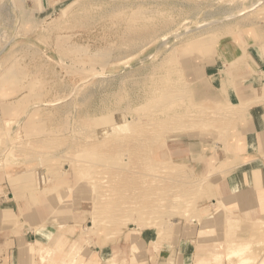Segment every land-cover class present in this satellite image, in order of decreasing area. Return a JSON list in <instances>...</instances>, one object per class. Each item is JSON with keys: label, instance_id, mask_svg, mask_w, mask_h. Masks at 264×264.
I'll list each match as a JSON object with an SVG mask.
<instances>
[{"label": "rangeland", "instance_id": "1", "mask_svg": "<svg viewBox=\"0 0 264 264\" xmlns=\"http://www.w3.org/2000/svg\"><path fill=\"white\" fill-rule=\"evenodd\" d=\"M256 107L264 0H0V264H264Z\"/></svg>", "mask_w": 264, "mask_h": 264}, {"label": "crops", "instance_id": "2", "mask_svg": "<svg viewBox=\"0 0 264 264\" xmlns=\"http://www.w3.org/2000/svg\"><path fill=\"white\" fill-rule=\"evenodd\" d=\"M46 10L49 11L51 8L47 7ZM258 110H260L259 107L253 110L252 118L248 120L247 128L244 130L243 143H241L243 151L240 156L242 163L239 166V171L233 175L234 177L227 178L223 187V198L231 197L232 194H237L243 199L240 200V202L246 201L249 190L255 187V177L260 178L264 189V111ZM19 248L20 247L15 248L16 251H13V253L16 252L20 254ZM176 249L174 250L175 261L171 262L172 264H179L178 259H180V255L183 256L182 248L179 250ZM68 250L69 248L66 247V249L63 250V254H66ZM103 253V250H91L89 252L91 256L86 258L85 261L88 262V259H92L96 264H104L103 262L105 259ZM169 254L171 255H169L166 261L172 258V253L169 252ZM166 261H159L158 264H166ZM147 264H150V262L148 261Z\"/></svg>", "mask_w": 264, "mask_h": 264}, {"label": "bare ground", "instance_id": "3", "mask_svg": "<svg viewBox=\"0 0 264 264\" xmlns=\"http://www.w3.org/2000/svg\"><path fill=\"white\" fill-rule=\"evenodd\" d=\"M138 1H139V0H138ZM255 7H256V6H255ZM250 9H251V8H250ZM252 9H253V8H252ZM252 9H251V10H252ZM240 13H241V12H240ZM240 15H242V14H240ZM225 20H226V19H225ZM242 21H244V20H242ZM215 23H216V22H215ZM220 23H221V22H220ZM245 23H246V22H245ZM245 23H244V25H245ZM254 23H255V22H254ZM235 24H236V23H235ZM237 24H238V23H237ZM248 24H249V23H248ZM212 25H213V24H212ZM205 26H206V25H205ZM170 27H171V26H170ZM169 29H170V28H169ZM197 29L199 30L200 28L197 27ZM201 29H203V28L201 27ZM212 30H213V29H212ZM185 33H187V32H185ZM205 33H206V32H205ZM199 34H200V33H199ZM200 35H201V34H200ZM194 36H195V35H194ZM194 36H193V37H194ZM164 43H165V42H163V44H164ZM163 44H162V46H163ZM128 58H129V57H128ZM166 59H167V58H166ZM164 65H165V64H164ZM170 70H171V69H170ZM166 71H167V70H166ZM168 72H169V71H168ZM171 73H172V72H171ZM171 73H170V72L168 73V74H170V75H168L169 78H170V76L172 75ZM127 74H128V73H127ZM165 74H166V73H165ZM158 76H159V75H158ZM163 76H164V75H163ZM166 76H167V75H166ZM168 77H166V80H167V81H168V79H169ZM151 78H152V77H151ZM151 78H150V79H151ZM154 78H155V77H154ZM157 78H158V77H157ZM161 78L164 80L165 77H162V76H161ZM91 79H92V78H91ZM108 80H109V79H108ZM155 80H156V79H155ZM166 80H165L164 82H166ZM106 81H107V80H106ZM130 81H131V80H130ZM158 81H159V80H158ZM152 83H153V82H152ZM155 83H156V82H155ZM162 83H163V82H162ZM167 83H168V82H166V84H167ZM170 83H171V82H170ZM170 83H169V84H170ZM153 84H154V83H153ZM156 84H157V83H156ZM156 84H155V85H156ZM163 84H164V83H163ZM169 84H167V85H169ZM143 85H144V84H143ZM170 85H172V84H170ZM170 85H169V86H170ZM165 86H166V85H165ZM172 86H174V85H172ZM172 86L169 87V89L172 88ZM157 87H159V85H158ZM157 87H156V89H157ZM159 88H160V87H159ZM161 88H163V87H161ZM161 88H160V89H161ZM163 89H164V88H163ZM172 89L175 90V88H172ZM165 90H166V89H165ZM165 90H164V92H165ZM155 91H156V90H155ZM157 91H159V90H157ZM161 91H163V90H161ZM166 91L169 92L168 89H167ZM176 91H177V90H176ZM176 91H172V92H176ZM167 92H166V93H167ZM177 92H178V91H177ZM177 92H176V93H177ZM127 93H128V92H127ZM148 93H149V92H148ZM158 93H160V92H158ZM158 93H156V95H157ZM169 93L172 94L171 92H169ZM169 93H167L166 96H167ZM180 94H181V93H180ZM184 94H185V93H184ZM182 96H183V95H182ZM185 97H186V96H185ZM127 98H128V97H127ZM183 98H184V97H183ZM123 99H124V98H123ZM163 99H164V101L166 102L164 96H163ZM149 101H150V100H149ZM149 101H148V102H149ZM151 102H152V101H151ZM176 102H177V101H176ZM176 102H175V103H176ZM178 102H179V101H178ZM162 103H163V101L161 102V104H162ZM152 104H153V102H152ZM164 104H165V103H164ZM171 104L173 105L174 103H171ZM171 104H170V105H171ZM176 104H177V103H176ZM162 105H163V104H162ZM166 105H169V104H166ZM163 107H165V109H166V107H169V106H164V105H163ZM128 108H129V107H128ZM130 108H131V107H130ZM170 108H171V107H170ZM145 109H146V108H145ZM145 109H144V110H145ZM172 109H173V108H172ZM172 109H171V110H172ZM158 110H159V109H158ZM162 110H163V109H162ZM118 111H119V110H118ZM121 111H122V110H121ZM116 112H117V111H116ZM126 112H127V110H126ZM140 112H141V111H140ZM167 112H169V111H167ZM170 112H171V111H170ZM153 113L156 114L157 112L155 111V112H153ZM114 114H115V113H114ZM159 114H161V113H159ZM161 115H162V114H161ZM189 115H190V114H189ZM126 116H127V115H126ZM131 116H132V115H131ZM145 116H146V115H145ZM137 117H141V116H137ZM147 117H148V116H147ZM126 118L128 119V117H126ZM141 118H142V117H141ZM141 118H140V119H141ZM143 118H145V117L143 116ZM67 119H68V118H67ZM130 119H131V118H130ZM91 120H92V119H91ZM128 122H129V121H128ZM134 123H135V122H133V124H134ZM131 124H132V123H131ZM133 124H132V125H133ZM9 126H10V125H9ZM122 127L125 128L124 125H123ZM122 127H121V128H122ZM128 127H129V126H128ZM119 130H120V129H119ZM124 130H125V129H124ZM86 133H87V132H86ZM116 133H117V132H116ZM89 134H90V133H89ZM89 134H88V136H89ZM96 134H98V133H96ZM77 136H78V135H77ZM95 136H96V135H95ZM100 136H101V135H100ZM111 136H112V135H111ZM95 138H97V136H96ZM89 139H91V136H90ZM86 143H87V142H86ZM1 156H2V155H1ZM123 160H124V158H123ZM124 161H125V160H124ZM163 220H164V219H163ZM143 228H144V227H143ZM230 256H231V255H228L227 257L230 258Z\"/></svg>", "mask_w": 264, "mask_h": 264}]
</instances>
